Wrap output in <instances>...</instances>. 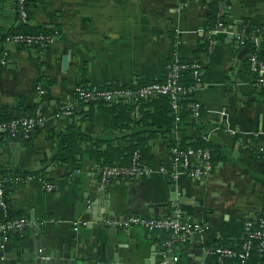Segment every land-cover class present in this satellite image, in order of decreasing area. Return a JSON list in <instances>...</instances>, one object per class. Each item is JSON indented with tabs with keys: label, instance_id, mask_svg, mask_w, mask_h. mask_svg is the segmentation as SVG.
Wrapping results in <instances>:
<instances>
[{
	"label": "crops",
	"instance_id": "0c3cea01",
	"mask_svg": "<svg viewBox=\"0 0 264 264\" xmlns=\"http://www.w3.org/2000/svg\"><path fill=\"white\" fill-rule=\"evenodd\" d=\"M185 1L182 7V0H36L30 6L28 23L58 26L59 36L44 48H22L7 39L10 57L7 65L0 63V108L7 107L13 118L40 110L45 121L30 146L7 136V142L0 140V167L38 171L47 162L45 178L56 189L47 193L31 181L8 190L10 208L30 224L23 235L10 239L5 251L0 248V258L4 252L9 264H34L28 260L29 248L42 238L47 252H66L69 258L92 264L110 260L119 244L120 256L127 251L125 247L142 244L148 257L159 260L167 250L168 232L151 233L131 226L123 228L129 235L124 240L123 234L118 237L99 228L109 220L110 201L117 221L139 215L191 220L205 226V233L194 232L187 243L170 249L179 258L178 264H211L215 258L207 249L243 243L244 223L264 211V159L255 152L264 148V90L251 73L248 45H238L233 34L245 24L264 28V0H230L226 32L218 35L207 52L200 51V45L209 38L208 7L199 0ZM0 7L1 38L18 24L17 0H3ZM243 48L246 51L240 58ZM173 58L203 64V82L193 97L204 112L200 120L194 118L179 131L150 142L152 161L145 176L114 180L104 188L100 169L79 171L73 164L52 165L56 149L50 136L57 137L73 121L59 116L64 106L76 105V111L80 110L75 99L78 86L164 80ZM40 84L42 96L37 91ZM236 87L247 99L239 98ZM82 130L99 138L117 137L106 112H97L94 121L82 124ZM205 135L218 155L211 174L196 180L163 172L176 170L172 142L190 143ZM172 186L179 196L197 201L201 210L185 206L178 216L180 207L170 202ZM93 205H97L95 210H91ZM77 219L94 226L76 231L72 223ZM35 229L42 233H34ZM195 233L202 238L196 241Z\"/></svg>",
	"mask_w": 264,
	"mask_h": 264
},
{
	"label": "built area",
	"instance_id": "2783aa9c",
	"mask_svg": "<svg viewBox=\"0 0 264 264\" xmlns=\"http://www.w3.org/2000/svg\"><path fill=\"white\" fill-rule=\"evenodd\" d=\"M230 0H222L219 3V21L216 27L208 31V36L217 38L226 27V14L228 10L227 2ZM180 7L186 5V1L182 0ZM20 18L24 22H28V11L26 8L27 0H17ZM207 6V3H204ZM208 7V6H207ZM258 32L260 30L258 29ZM59 34L56 32L51 37H24L15 36L8 39V42L15 45H20L22 43L28 46H33L34 48H44L51 45L57 40ZM234 39L237 44L241 47L247 46L248 37L245 31L235 32L233 34ZM262 38V37H261ZM214 41L211 42V48ZM172 62L167 64L166 67V80L164 82H156L142 86L138 89L132 88H120L101 91L98 87L84 88L83 86H78L75 90V99L77 106L79 102L84 104L90 103L91 101L101 99L108 103H113L118 100H135L139 101L142 99H147L156 96H165L172 100L173 108L179 112L180 104L179 100L182 96H188L195 92L196 88L202 84V77L204 74L203 64L201 62H196L192 64L194 69V77L196 78L197 87H185L180 83V73L181 70L187 68L186 65H178V58L171 59ZM8 54L6 53L4 57L0 60L3 65L8 64ZM250 70L253 74L257 76V85L260 89L264 90V62L259 60V58L251 54L249 57ZM37 91L39 95L44 94V90L40 85L37 86ZM76 105L64 106L60 113V117L65 119H71V117L76 113ZM200 105L195 104L193 106V116L194 118H200L199 112ZM138 114V108L135 111ZM179 120V119H178ZM44 116L40 110L36 111L34 116H27L21 118H15L10 122L0 124V134L7 136L11 139H15L17 136H22L23 139H29L33 136L36 130L44 125ZM236 134V132H232ZM257 155L264 153V148L255 151ZM172 161L176 166L172 172H167L162 169L164 173L171 175L172 177H178L181 174H186L191 179L200 180L205 176L211 174L214 163L213 157L209 150L203 148H181L175 147L172 149ZM139 155L135 154L133 164L130 167L125 166H103L100 170L101 173V185L107 188L111 185L114 180L118 179H133L140 178L146 175L148 168H142L139 163ZM31 181H37L43 190L47 193H53L56 189L55 185L48 181L45 177L43 179H36L34 177L23 178L14 173H9L6 176L0 177V208L4 212L3 220H0V238L2 251H5L6 245L9 243V234L12 231L22 232L27 229L30 222L25 217L8 219L9 213V201H8V190L10 188H16L22 186ZM182 210H178L177 215H181ZM93 223L87 220H74L72 225L76 231L83 228H89ZM108 227L119 226L121 228H129L131 226H137L144 228L148 232H168L170 234L169 239L165 242V247L167 250L172 249L174 246L185 244L188 242V236L194 232L205 233V226L195 223L191 220L181 221L180 219H175L171 217L167 218H149L139 215H131L121 221H106ZM245 240L240 248L232 247H211L207 249V254L213 256L215 261L211 264H252L253 250L256 248L259 251H264V211L258 216L256 220H247L244 223ZM1 264H9L5 255H2ZM179 258L176 256L175 261Z\"/></svg>",
	"mask_w": 264,
	"mask_h": 264
},
{
	"label": "trees",
	"instance_id": "16d2710c",
	"mask_svg": "<svg viewBox=\"0 0 264 264\" xmlns=\"http://www.w3.org/2000/svg\"><path fill=\"white\" fill-rule=\"evenodd\" d=\"M1 0L0 2H2ZM36 0H27L26 8L28 11V22L31 17L29 8L34 4ZM203 3H207L208 6V20H209V30L216 27L219 21V3L222 0H199ZM228 6L230 1L227 2ZM2 7H0V11ZM227 15V14H226ZM17 20L18 24L12 28L6 35L0 38V60L7 53L10 57V53L7 52L5 47L7 39L15 36L24 37H51L56 34L58 26H31L28 22H24L20 18L18 3H17ZM245 31L248 37V54L256 55L259 60L264 62V28L258 29L253 26L241 27L240 31ZM262 37V38H261ZM260 39L259 45H255V41ZM217 38H206L204 42L200 45V51L207 52L211 48V42ZM22 48L33 47L28 46L25 43L20 44ZM256 46V47H254ZM34 48V47H33ZM172 60L169 61L171 63ZM198 62V60H189L184 58H178V65H186L187 68L181 70L180 73V83L185 87H197L196 78L194 77V69L192 64ZM249 63V61H248ZM250 66V63H249ZM252 73V72H251ZM253 74V73H252ZM204 75V74H203ZM255 79H257V75ZM204 77V76H203ZM202 77V80H203ZM160 81H143L140 80L136 84L131 85H119L112 84L104 87H98L99 90H111V89H124L132 88L138 89L142 86L156 83L164 82ZM42 82V79L36 83ZM203 82V81H202ZM82 86V85H81ZM84 88H92L87 85ZM264 92V91H263ZM194 95L182 96L179 100L180 111L177 112L173 108L172 100L165 96H156L147 99H142L139 101L135 100H118L113 103H108L104 100L97 99L91 101L90 103L84 104L79 102L80 110L71 117L73 120L71 124L57 137L54 135L50 136L56 149V154L52 160V165L56 166H66L68 164H73L79 171L89 167L100 169L103 166H125L130 167L133 164L135 154L139 155V163L141 167L148 168L152 161V154L150 152V142L170 135L171 133L177 132L181 125L188 124L194 119L193 116V106L198 104L194 100ZM138 108V114H135ZM35 111V110H34ZM34 111L30 115L34 116L36 112ZM97 112H106L112 118V130L117 134V137H112L109 139L99 138L85 133L82 130V124L86 122H92L95 119ZM200 117H202L203 109L199 108ZM21 118V117H17ZM13 118L9 114V109L7 107L0 108V124L12 121ZM179 119V120H178ZM200 120V118H195ZM32 138V137H31ZM31 138L23 139L22 136H17L14 141H21L30 146ZM207 135L193 140L190 143L187 140L172 142L170 145L171 150L175 147L181 148H203L209 150L213 157V163L217 159V154L214 151V146L209 142ZM261 158L264 159V153H261ZM47 162H43V167L38 171H24L16 166L9 165L7 167H0V177L6 176L9 173L17 174L20 177L28 178L34 177L36 179H43L46 177L48 166ZM8 198V197H7ZM4 212L0 208V220H3ZM21 215L12 211L9 207L8 219L20 218ZM24 231H12L9 234V238H13L16 235H23ZM22 240V236L20 239ZM244 242V241H243ZM243 244V243H242ZM240 245V247L242 246ZM219 247H229L224 245H217ZM215 247V246H213ZM232 247V248H240ZM252 264H264V251H259L258 249L253 250Z\"/></svg>",
	"mask_w": 264,
	"mask_h": 264
},
{
	"label": "water",
	"instance_id": "95a60500",
	"mask_svg": "<svg viewBox=\"0 0 264 264\" xmlns=\"http://www.w3.org/2000/svg\"><path fill=\"white\" fill-rule=\"evenodd\" d=\"M235 31L236 30H234V32ZM223 32H226V31H223ZM9 46H11V44H9ZM237 49L240 50V47H238ZM245 51L246 49L244 48L241 50L240 58L243 54H245ZM15 62L16 61L14 60V64ZM235 90L237 91L239 98L247 99L239 91V87H236ZM14 118H17V116H15ZM0 140L4 142L8 141V139L4 138L3 134H0ZM11 147L13 149L14 144H12ZM171 192H172V195H171L170 202L171 204L174 205V207H180L178 210H182V208H184L185 206H193L195 207V210L197 211L201 210L199 208L200 204L197 201H195L193 198H186L183 195L179 196L176 186L171 187ZM96 206L97 205H93L91 207V210H95L94 207ZM115 209L116 208L115 207L113 208L111 201H110L109 206H108V212L106 213V216L108 217L110 221H117V219L115 218V214H114L116 211ZM91 212H95V211H91ZM93 226L94 224H92L89 228H93ZM99 228H101L104 231L110 230V233L114 236L120 237L121 234H123L122 239L124 240L127 239L129 236L128 229H123L119 226L110 227L109 229L105 222L100 224ZM34 233L40 234L42 233V230L35 229ZM201 238H202V235L200 233L194 234V239L196 241L200 240ZM197 246L200 248L203 247L202 244L197 245ZM119 248H120V244L116 246L115 255L110 260H107V261L102 260L94 264H178L179 263V260L175 261L176 256L174 254V250L167 251L164 249V251L160 254V259L154 261L151 257H148L147 250L145 246L142 244H139L136 247H132V248L128 246L125 247L127 248V251L124 252L123 256H120ZM29 252H30V256L28 257V260L34 264H92L91 262H85V261H81L75 258H69L66 252H64L63 254H59L55 250H50L49 252H47L42 238H39L37 242H35V244L29 248ZM1 253L5 255L4 252H1Z\"/></svg>",
	"mask_w": 264,
	"mask_h": 264
}]
</instances>
